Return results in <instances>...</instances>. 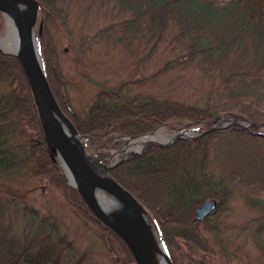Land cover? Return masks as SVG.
<instances>
[{
    "label": "trees",
    "instance_id": "obj_1",
    "mask_svg": "<svg viewBox=\"0 0 264 264\" xmlns=\"http://www.w3.org/2000/svg\"><path fill=\"white\" fill-rule=\"evenodd\" d=\"M35 1L42 15L39 43L46 80L56 103L77 133L87 137L86 146L102 164H108L122 136L136 137L180 123L204 132L191 139H178L169 147L149 146L140 155L113 165L110 176L151 215L172 264H183L176 254L180 244L210 254L214 253V243L226 254L227 238L223 237L218 214L231 196L233 177L214 171L210 163L213 140H228L236 148L241 146L237 139L242 137L264 142V127H250L247 132L234 124L221 130L212 128L224 118L264 123V114L253 108L264 105V0ZM72 4L93 6L118 19L100 28L91 40L109 39L117 31L116 40L152 43L148 55L163 40L177 41L179 53L157 72L112 88L102 87L85 106L77 107L69 97L55 38L60 29L71 39L68 18ZM3 30L0 15V35ZM81 40L87 47L89 42L85 40L89 39ZM195 58L198 66L220 79L219 85L198 102L131 93L127 88L190 64ZM80 60L81 56L75 58L76 63ZM222 88L230 89L223 102L226 94L220 92ZM229 102L241 104L247 116L233 112L220 115L218 108ZM44 138L18 59L0 52V264H66L64 252L70 242L60 233L59 221L49 210L39 212L29 206L35 201L32 191L40 188H44L42 197L51 205L56 204V191L75 210L77 218L84 220L82 224L92 221L105 231L100 237L111 257L117 253L109 236L125 254L121 264H135L122 240L98 221L80 194L67 185ZM256 178L264 180L260 175ZM207 199L216 200L218 206L199 222L194 212ZM244 200L261 215L254 240L264 253V197L244 195ZM17 221L22 232L11 235Z\"/></svg>",
    "mask_w": 264,
    "mask_h": 264
},
{
    "label": "rangeland",
    "instance_id": "obj_2",
    "mask_svg": "<svg viewBox=\"0 0 264 264\" xmlns=\"http://www.w3.org/2000/svg\"><path fill=\"white\" fill-rule=\"evenodd\" d=\"M72 5L68 18L73 33L71 39L69 40L66 33L60 29L55 38L57 39L60 67L69 85V97L77 107L85 106L102 87L112 88L125 81L140 79L155 71L157 72L166 61L173 60L179 53L180 44L178 45L177 41L168 43L163 40L158 42L152 53L148 55L152 43H147V40H116L119 34L117 31L113 32L114 34L109 36V39L96 38L91 40L100 28L117 22L118 19L93 6ZM37 17L41 21L39 10ZM82 38L89 39L85 40L89 42L87 47L82 45V41H84L81 40ZM78 56H81V60L76 63L75 58ZM141 59L143 62L140 63ZM202 68L203 66H198L195 58L190 64L178 66L153 80L142 84H131L127 88L131 93L141 92L157 97H170L186 103L198 102L199 99L206 97L209 90L215 89L214 87L220 83L216 73L210 74L208 69ZM229 90L228 88L221 89L220 92L226 94L225 98L221 100L222 102L227 100ZM222 105L225 107L218 108L220 115L233 112L243 117L247 116L242 111L241 104L229 102L228 104L222 103ZM253 108L264 114V105H254ZM220 122L223 129L229 126L228 122L223 121V119ZM240 122L242 125L250 123L247 121ZM188 125L185 123L171 125V127L164 125L155 129L152 134L155 135L159 143L164 144L178 132H184L186 135H192L193 130L196 132L195 128ZM144 138L145 136H136L129 139V137L122 136L120 138L122 142L119 148L113 151L110 162L117 161L120 156H126V159L133 157L141 149H137L136 141L140 144ZM130 140L132 143L129 145ZM226 141L228 140L219 138L213 140L210 160L217 175L231 173L233 177L231 196L218 214L223 237L227 238L226 254H223L214 243L212 244L214 253L210 254L203 253L194 246L189 247L179 243L181 246L176 249V254L179 255L180 263L264 264V253L258 248L254 240L261 215L249 208L244 200V195L264 197V180L256 178L257 175L264 178V142H252L242 137L237 141H241L239 142L241 146L246 147L236 148L234 143L231 145ZM83 147L86 154L95 159L94 152L90 147H86L85 144ZM155 192H160V189H155ZM43 193L44 188L32 191L31 196L35 201L30 202L29 206L40 209L39 212L49 210L50 215L59 221L60 233L70 242V247L64 252L63 259L66 260V264H75L76 262L77 264H121L125 254L119 250V244L112 236L108 238L116 248L117 255L111 257L103 246L100 237L106 233L105 231L92 221H89L87 225L82 224L84 220L77 218L75 210L68 206L56 191L55 198L57 200L54 205L44 200ZM16 223L17 225L13 229L11 227V235H18L22 232L20 221ZM261 241L264 247L263 236Z\"/></svg>",
    "mask_w": 264,
    "mask_h": 264
},
{
    "label": "water",
    "instance_id": "obj_3",
    "mask_svg": "<svg viewBox=\"0 0 264 264\" xmlns=\"http://www.w3.org/2000/svg\"><path fill=\"white\" fill-rule=\"evenodd\" d=\"M37 6L35 0H0V12L4 16L5 26L4 34L0 37V51L15 56L22 67L40 117L45 135L44 139L52 157L60 167V171L70 188L79 192L88 206L87 208L90 209L96 219L121 238L136 264H172L160 235L163 253L161 256L156 255L153 235L141 213L145 212L150 220L151 217L131 194L110 177L109 171L113 164L106 168L107 178L97 175L86 165L77 148L73 145L71 138L75 135L79 137V135L69 118L56 103L45 77L39 49L41 22L38 38H33V26L37 21L35 17L38 11ZM223 121L227 120L223 119ZM227 122L245 130L249 127L264 126V124L257 123L242 125L240 122L231 120ZM220 123L212 129H221ZM190 137L184 132H178L164 144L150 143L144 145L136 154L143 153L149 145L168 147L180 138ZM125 159L126 157L122 156L116 163H121ZM97 162L99 163L98 160ZM97 192L112 197L109 200V206L101 205L96 197ZM216 206L217 203L211 199L204 201L194 212L196 219L198 221L205 220L215 210ZM154 227L159 234L156 225Z\"/></svg>",
    "mask_w": 264,
    "mask_h": 264
},
{
    "label": "bare ground",
    "instance_id": "obj_4",
    "mask_svg": "<svg viewBox=\"0 0 264 264\" xmlns=\"http://www.w3.org/2000/svg\"><path fill=\"white\" fill-rule=\"evenodd\" d=\"M0 15L3 19V23H4V16L1 14L0 12ZM36 17V20L37 22L35 23V26H33V38H37V35H38V30L40 28V20L39 18L37 17V15L35 16ZM16 32H17V29H16ZM71 141L73 143V145L77 148L79 154L81 155L80 157L83 158V160L85 161L86 165L91 168V170L96 173L97 175H100L104 178H107L106 177V167L104 166H101L93 157H89L86 152L84 151V138L83 137H78L77 135L73 136L71 138ZM132 143V140H130V143L129 145ZM137 145H138V150L140 148H142L144 145L146 144H150V143H159L155 137V135L151 134V135H147L145 136L144 140L142 141V143L139 144V142H137ZM128 145V144H127ZM96 197H97V200L101 203L102 206L104 207H107L109 206V200L112 199V197L108 194H105V193H100V192H97L96 193ZM114 198V197H113ZM144 220L147 222V226L150 230V232L152 233L153 235V239H154V242H155V251H156V255L158 256H161V254L163 253V248L162 246L160 245V238H159V235H157V231L153 225V223L151 222V220L148 218L147 215H145L146 213L145 212H142L141 213Z\"/></svg>",
    "mask_w": 264,
    "mask_h": 264
}]
</instances>
